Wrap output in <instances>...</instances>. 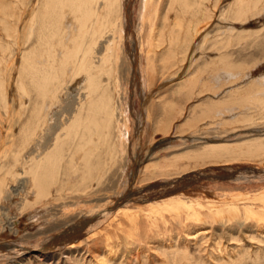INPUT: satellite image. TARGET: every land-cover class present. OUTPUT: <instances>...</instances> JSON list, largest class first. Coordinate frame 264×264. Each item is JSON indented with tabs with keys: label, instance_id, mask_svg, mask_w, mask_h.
<instances>
[{
	"label": "rangeland",
	"instance_id": "rangeland-1",
	"mask_svg": "<svg viewBox=\"0 0 264 264\" xmlns=\"http://www.w3.org/2000/svg\"><path fill=\"white\" fill-rule=\"evenodd\" d=\"M145 1L101 3L104 74H92L111 110L79 142L66 132L89 103L87 77L73 81L64 61L80 26L73 0H0V219L19 221L0 223V264H264V0L244 15L234 11L249 0H150V21ZM61 140L46 194H16L30 158ZM212 144L229 151L204 157Z\"/></svg>",
	"mask_w": 264,
	"mask_h": 264
},
{
	"label": "bare ground",
	"instance_id": "bare-ground-1",
	"mask_svg": "<svg viewBox=\"0 0 264 264\" xmlns=\"http://www.w3.org/2000/svg\"><path fill=\"white\" fill-rule=\"evenodd\" d=\"M8 1V0H6ZM13 1V0H12ZM17 2V0H15ZM72 1V0H71ZM103 1H107L108 4L107 6H105L107 8L108 11H112V8L113 7H117V4H118V1L119 0H73L72 2V13L74 14V18L77 20V21H80L79 23V31H78V38L75 42V44L73 45L74 48H72L70 50V52H68V58L67 60H64L67 64H71V68H72V73L70 75V77H72L73 81L77 79V77L81 76V75H85L87 77V82L85 83L86 86H87V98H88V101L89 103L88 104H84V107H81L79 108L78 112L75 113V116H74V119L72 121V125H70V127L67 129V136L70 137L72 136V134L74 133L75 135V138L78 139V141H83L85 142V136H84V133L85 132H88V133H93L96 131V133H102L103 132V110H105L106 112L109 110V105H110V100H106L105 97H104V94H103V87H102V84L99 80V78H96L93 74H92V71L94 69L95 73H101V66L98 67L99 64H97V60L100 59V58H97L96 62H95V56L93 55L94 51H95V46L97 44H102L101 43V39H103V37H106V27L108 25V22H106V18H108L109 16L106 15L104 16L103 14V7H102V2ZM132 1V0H131ZM184 1V0H182ZM242 1V0H241ZM255 1L256 4H255ZM22 2V1H21ZM20 2V4H21ZM252 2H254L252 4ZM9 3V2H8ZM52 3V2H51ZM145 11H144V15L142 16L143 20H145L146 18H148V15H151L150 12H152L154 10V6H153V1H150V0H146L145 2ZM243 5H242V4ZM239 3L238 5L241 7L240 9H237L234 11V14L236 15H244L249 9H252L254 7H257V3H258V0H249V1H245L244 3L241 2ZM19 4V2H18ZM19 4V5H20ZM58 4V3H57ZM60 4V3H59ZM130 4V3H129ZM152 4V6H151ZM8 5V4H7ZM17 5V4H16ZM172 7L174 8H177V7H180L181 10H182V7L181 4H180V0H174V3L171 4ZM11 6V5H10ZM15 6V5H13ZM244 6V8H242ZM0 7H1V4H0ZM112 7V8H111ZM128 7V6H127ZM251 7V8H250ZM262 7V6H261ZM17 8V7H16ZM62 8V7H61ZM185 8V6H184ZM183 8V9H184ZM186 8H188L186 6ZM1 9V8H0ZM9 9V8H8ZM13 9V8H12ZM57 9V8H56ZM190 9V8H188ZM196 9V8H195ZM193 10L192 12H196L198 9L196 10ZM64 10V9H63ZM68 10V8L66 9ZM19 11V10H18ZM56 11V10H55ZM143 11V10H142ZM185 11V9H184ZM187 11V10H186ZM11 12V10L9 11V13ZM20 12V11H19ZM36 12V11H35ZM38 12V10H37ZM57 12V11H56ZM11 14V13H10ZM14 14V13H13ZM34 14H38V13H34ZM111 14V13H110ZM20 15V13H19ZM40 15V14H38ZM46 15V14H45ZM71 15V14H70ZM36 16V15H35ZM150 17V16H149ZM170 17V16H169ZM163 18V19H166L168 20V18ZM180 17V16H179ZM178 17V19H180ZM46 18V17H45ZM57 18V17H55ZM128 17L127 16V21H128ZM19 19V18H18ZM151 19V18H150ZM150 19L148 18V21H150ZM147 20V19H146ZM8 22V21H7ZM18 22V21H17ZM180 22H183V18H181L178 23ZM10 23V22H9ZM15 23V22H14ZM5 24V23H4ZM17 24V23H16ZM19 24V23H18ZM11 25H14V24H11ZM76 25V24H75ZM74 25V26H75ZM10 26V25H9ZM114 27V26H113ZM112 27V28H113ZM15 28V27H14ZM9 29V28H8ZM53 29V28H52ZM200 29V28H199ZM10 30V29H9ZM8 30V31H9ZM106 30V31H105ZM114 29H111V30H108V31H112ZM196 30V29H195ZM60 31L62 33H64L63 29L60 28ZM61 33V34H62ZM70 33V31L68 32ZM71 35V33H70ZM129 36V35H128ZM133 36V35H132ZM67 37V36H66ZM68 38V37H67ZM81 39V40H80ZM101 40V41H100ZM131 42V40H130ZM172 44V43H171ZM100 48V47H99ZM110 48V47H109ZM74 50V52H73ZM97 54L101 53V50L99 52H95ZM102 55V54H101ZM106 55V54H105ZM109 55V54H108ZM67 57V56H66ZM102 57V56H101ZM104 57V56H103ZM103 57L101 58V60L103 61ZM107 57V56H106ZM63 58V57H62ZM65 58V57H64ZM105 58V57H104ZM106 59V58H105ZM224 59H225V62H223L224 65H226L227 67L229 66V63L226 61V57L224 55ZM51 60V59H50ZM107 60V59H106ZM58 61V60H57ZM100 62V61H99ZM98 62V63H99ZM105 62V61H104ZM215 64V62H213ZM58 64V63H57ZM54 65V64H53ZM47 66V65H46ZM66 66V65H65ZM50 67V66H49ZM66 68V67H65ZM68 68V66H67ZM103 68V67H102ZM32 70V69H31ZM68 70V69H67ZM39 71V70H38ZM44 71V69H43ZM47 72H49L47 70ZM65 72V71H64ZM30 73V72H29ZM42 73V72H41ZM44 73V72H43ZM58 73V71H57ZM66 73V72H65ZM69 73V72H68ZM35 75L37 73H34ZM47 74V73H46ZM51 74V73H50ZM53 74V73H52ZM67 74V73H66ZM65 74V75H66ZM104 74V73H103ZM31 75V74H29ZM61 75V74H60ZM83 75V76H84ZM38 76V75H37ZM40 76V75H39ZM42 76V75H41ZM40 76V77H41ZM53 76V75H52ZM51 77V76H50ZM62 77V75H61ZM69 77V78H70ZM75 77V78H74ZM46 78V77H45ZM52 78V77H51ZM60 78L57 77V79ZM68 78V77H67ZM50 79V78H48ZM63 79V78H62ZM61 79V80H62ZM66 80V78H65ZM70 79H68L69 81ZM42 81V80H41ZM60 82V81H59ZM64 82V81H63ZM53 84V83H52ZM48 84H46L47 86ZM54 85V84H53ZM260 85V84H259ZM254 86V85H253ZM263 86V85H262ZM36 88V86H34ZM39 89V88H37ZM35 89V90H37ZM52 89H53V86H52ZM247 89V88H246ZM57 90V89H56ZM29 91V90H28ZM54 91V90H53ZM252 91L254 90H248V94H240V99L242 102H246V96H247V99H250V100H253V96L250 95V93H252ZM105 93V92H104ZM28 94V93H27ZM39 94V93H38ZM93 94L95 95V97L93 98ZM106 94V93H105ZM261 94V93H260ZM30 96V93L28 94ZM257 95V94H256ZM259 95V94H258ZM41 96V95H40ZM52 96V95H51ZM50 96V97H51ZM260 96V95H259ZM44 97V96H42ZM40 97V98H42ZM49 97V98H50ZM25 98V97H24ZM84 98V97H83ZM86 98V97H85ZM245 98V99H243ZM43 99V98H42ZM48 99V97L46 98ZM52 99V98H51ZM258 99L256 96H254V100ZM15 100V99H14ZM40 100V99H39ZM249 100V101H250ZM41 101V100H40ZM45 102V101H44ZM43 102V103H44ZM47 102V101H46ZM256 102H261L263 103L261 100H256ZM37 103H39L37 101ZM36 104V103H35ZM41 104V103H40ZM45 104V103H44ZM54 104V103H53ZM260 104V103H259ZM217 105V104H216ZM22 107V105H20ZM50 106H51V103H50ZM214 105H210L207 106V108H205V113L208 114V117H212V115H214V112H215V108H213ZM258 106V105H257ZM50 108V107H49ZM44 109V108H43ZM210 109V110H209ZM77 110V109H76ZM111 110V108H110ZM37 112V110H36ZM47 112V111H46ZM70 112V111H69ZM73 112V111H72ZM105 113V112H104ZM202 113V112H201ZM42 114V113H41ZM211 114V115H209ZM110 115V114H109ZM203 115V114H202ZM215 116V115H214ZM39 117V116H38ZM36 116V118H38ZM108 117V116H106ZM106 119V118H105ZM70 120V119H69ZM29 124V123H28ZM34 126V125H33ZM67 128V127H66ZM108 128V127H107ZM92 129V131H91ZM34 130V129H33ZM62 130L64 131V129L62 128ZM106 131V129H105ZM15 132H12L11 134H9L8 136V139L10 140V143H12V145L15 143L16 141V136L13 134ZM28 134V133H27ZM87 134V133H86ZM103 135V134H102ZM59 136V134H58ZM87 136V135H86ZM91 136V135H90ZM88 136V137H90ZM62 138V137H61ZM87 138V137H86ZM98 138V137H97ZM88 139V138H87ZM58 141V140H57ZM100 141H103V136L100 138ZM96 142V140H95ZM77 143V142H76ZM66 144V141H60V142H57L55 144V150L52 152H48V154L44 155V156H41V157H35L33 160L32 158H30V161L31 162L29 165L30 167H26L25 170H22L21 174H24V176L22 175L20 177L21 179V187H19V184H18V187H16V192L18 193H21L22 191H24L25 193L31 189V188H35L36 190V195L37 197H42L43 194H44V191L46 189V186L45 185L48 181L46 180V172H47V167L46 166H50V167H53L55 170V172H57V169L56 167L58 166L59 164V157L57 155H53L54 153L56 152H60L61 150H63V147L65 146ZM78 145V144H77ZM97 145V144H96ZM213 145V144H212ZM218 145V144H217ZM75 146V145H74ZM12 147V146H11ZM88 147V146H87ZM91 147V146H90ZM97 147V146H96ZM219 147L220 149H215V145L212 146L213 149L210 150V153L208 154V156H206L204 154V157H218L219 156V153L221 150L223 151H229V147L228 146H224V145H221V146H217ZM50 148V147H49ZM77 148H81L80 145L77 146ZM98 148V147H97ZM54 149V148H53ZM52 149V150H53ZM85 149V148H84ZM50 150V149H49ZM82 150V149H80ZM86 150V149H85ZM84 150V151H85ZM93 148H88V150H86L87 152H85V156L82 157V159L85 161V159H87L88 161L90 160V155L93 153ZM256 150H259V146H255V151ZM83 151V150H82ZM97 151V150H96ZM79 153V152H78ZM83 153V152H82ZM73 155H76V154H73ZM78 155H81V153H79ZM94 155V154H93ZM82 156V155H81ZM94 157V156H93ZM74 159H75V156H74ZM81 159V158H80ZM86 162V161H85ZM87 163V162H86ZM90 167V166H89ZM147 167H149V165H147ZM92 170V169H91ZM100 170V168H99ZM59 172V171H58ZM98 172V170H97ZM20 174V173H19ZM100 174H103L102 172ZM100 174H99V177H98V181L102 179H100ZM18 176V174H16ZM15 175V176H16ZM53 175V174H51ZM195 175L197 174H192V177H194ZM53 176H56V175H53ZM102 176V175H101ZM90 177H91V174H90ZM53 179V178H52ZM18 181V180H17ZM19 183V181L17 182ZM2 184V182H1ZM0 184V185H1ZM3 185V184H2ZM14 187V186H13ZM126 187V186H125ZM2 189V188H1ZM0 189V190H1ZM129 193V192H128ZM2 194V193H0ZM17 194V193H16ZM46 194V193H45ZM44 194V195H45ZM129 196H131V193L128 194ZM125 196H127L125 194ZM124 196V197H125ZM128 196V197H129ZM119 208V207H118ZM6 210V208H5ZM4 210V211H5ZM6 212V211H5ZM7 216H8V213H7ZM98 216V215H97ZM87 218V226L84 227V224H82V226H80V228L78 229H84V228H89L90 227V223L92 220H89V219H92V218ZM86 218H84V220L82 221H86ZM7 223V225L9 226H12V228L14 229L15 226H17L16 224L19 222L18 219H17V216L15 217H4L3 219H0V223ZM82 223V222H81ZM76 229V227H74ZM73 230V229H72ZM70 231V230H69ZM62 237V236H61ZM54 239V238H53ZM50 241V240H49ZM55 241H53V244L54 246L56 245V243L58 244L59 241L56 240V243H54ZM47 243V242H46ZM48 245V244H47ZM59 245V244H58ZM56 245V247L58 246ZM49 246V245H48ZM52 246V245H50ZM40 249H38V251L40 252V255L39 256H42V257H45V258H51L50 254H49V250L47 247L45 246H42V247H39ZM54 248V247H52ZM51 248V249H52ZM28 251L29 249L25 248V249H22V250H18V252H20L19 255H23V254H26V253H30L29 251L26 252V253H23V251ZM37 250V249H36ZM53 251V250H52ZM15 252V251H13ZM51 252V251H50ZM2 253V254H1ZM7 252H3L2 250L0 251V255H6ZM33 253V252H32ZM37 254L35 255H32V256H36ZM37 255V256H38Z\"/></svg>",
	"mask_w": 264,
	"mask_h": 264
}]
</instances>
